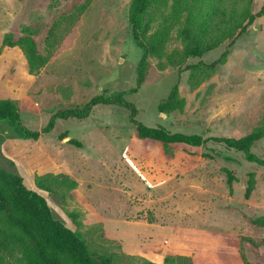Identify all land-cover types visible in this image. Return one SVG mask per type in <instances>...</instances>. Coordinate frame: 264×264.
Wrapping results in <instances>:
<instances>
[{
	"label": "rangeland",
	"instance_id": "rangeland-1",
	"mask_svg": "<svg viewBox=\"0 0 264 264\" xmlns=\"http://www.w3.org/2000/svg\"><path fill=\"white\" fill-rule=\"evenodd\" d=\"M129 3L22 0L8 33L14 41L31 36L40 54L52 56L31 73L18 46L0 54V99L12 100L22 123L40 132L24 139L0 125V168L21 176L55 218L112 264H264V165L208 139H241L264 125V13L233 42L179 66L160 69L149 57L138 84L144 51ZM263 4L251 0L249 9L256 13ZM169 14V5L155 6L147 18L152 34L168 24L171 53L183 44L180 23ZM174 86L184 104L163 111L159 104ZM98 94H120L149 127L207 141L196 147L142 138L129 110L116 104L96 105L83 119L55 117L42 131L57 112ZM251 151L264 157V136ZM1 264L24 263L13 255Z\"/></svg>",
	"mask_w": 264,
	"mask_h": 264
},
{
	"label": "trees",
	"instance_id": "trees-1",
	"mask_svg": "<svg viewBox=\"0 0 264 264\" xmlns=\"http://www.w3.org/2000/svg\"><path fill=\"white\" fill-rule=\"evenodd\" d=\"M250 3L251 0H240L227 6L225 0H130L128 19L134 38L144 51L138 65V84L143 81L149 57L157 58V65L164 69L166 66L185 63L189 56H201L226 39L233 42L255 18L264 13V4L258 12L252 13ZM167 5L172 20L180 23L178 33L183 44L181 49H174L171 53L165 50L169 39L168 24L159 23L158 27L162 30L152 34L149 32L152 20L147 18L151 8L157 6L158 9H164ZM86 7L81 6L80 13ZM14 46L22 50L31 73H37L52 56L51 52L47 55L40 54L31 36H23L14 41L12 34L8 32L0 46V54L4 48ZM99 104H116L127 108L129 121L142 138L196 147L207 141L197 134L171 133L162 126L149 127L139 122L136 119L138 111L135 105L120 94H98L81 107L59 111L42 131H49L53 127L55 117L83 119ZM183 104L184 99L179 96L177 86H174L167 99L159 104V108L166 111L181 108ZM0 125H5L20 138L36 139L40 135L39 131L30 130L22 123L20 112L10 99H0ZM263 136L264 125L241 139H208L241 151L247 161L264 165V157H258L251 151L253 143ZM72 142L80 146V143ZM68 179L66 177V183H69ZM231 179L232 176H229L230 181ZM71 184L74 185L75 182L71 181ZM250 191L251 180L247 196ZM13 255H18L24 264H112L108 257L90 250L78 232L55 218L45 197L30 189L21 176L0 168V264L6 257Z\"/></svg>",
	"mask_w": 264,
	"mask_h": 264
},
{
	"label": "crops",
	"instance_id": "crops-1",
	"mask_svg": "<svg viewBox=\"0 0 264 264\" xmlns=\"http://www.w3.org/2000/svg\"><path fill=\"white\" fill-rule=\"evenodd\" d=\"M22 11V0H0V46L5 34L12 28Z\"/></svg>",
	"mask_w": 264,
	"mask_h": 264
}]
</instances>
